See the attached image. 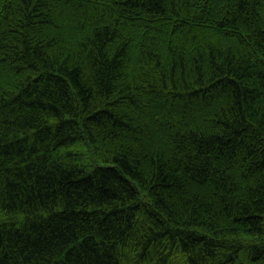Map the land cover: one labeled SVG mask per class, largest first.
<instances>
[{
  "label": "trees",
  "instance_id": "1",
  "mask_svg": "<svg viewBox=\"0 0 264 264\" xmlns=\"http://www.w3.org/2000/svg\"><path fill=\"white\" fill-rule=\"evenodd\" d=\"M0 264H264V0H0Z\"/></svg>",
  "mask_w": 264,
  "mask_h": 264
}]
</instances>
